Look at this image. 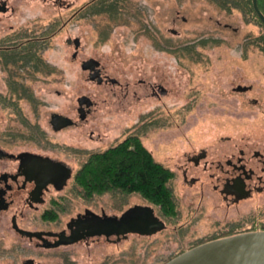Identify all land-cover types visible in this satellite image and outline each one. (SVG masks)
I'll list each match as a JSON object with an SVG mask.
<instances>
[{
    "label": "rangeland",
    "instance_id": "obj_1",
    "mask_svg": "<svg viewBox=\"0 0 264 264\" xmlns=\"http://www.w3.org/2000/svg\"><path fill=\"white\" fill-rule=\"evenodd\" d=\"M219 1L130 0L117 9L122 13L116 20L71 26V35L81 37L76 59L68 34L55 38L50 57L62 64L70 58L69 72L56 75V83L47 86L50 106L34 110L25 102L22 107L28 119L38 118L44 125L53 111L79 122L52 134L56 151L66 153L70 146L87 152L71 153L78 169L88 152L115 146L136 131L154 158L175 172L170 188L178 214L167 221V230L131 234L118 244L103 240L93 249L76 247L72 253L81 262L163 264L180 251L172 232L181 217L183 222L192 214L190 230L206 231L264 204V26L235 4ZM136 3L151 7L150 19L143 12L147 30L128 18L130 7L137 11ZM40 12L45 21L58 15L57 9ZM90 58L97 59L117 84L91 81L89 71L81 68ZM160 83L167 89L163 99L150 93L151 85ZM238 85L252 88L238 93ZM84 94L94 105L82 122L77 99ZM162 112L166 120H154L165 117ZM148 114L153 120L143 128L140 124ZM29 124V132L36 133V126ZM244 164L254 171V177H245L246 188L234 181ZM78 197L73 191V209L83 206ZM100 205L117 214L141 205L161 215L135 193L102 194ZM187 226L188 221L185 236Z\"/></svg>",
    "mask_w": 264,
    "mask_h": 264
},
{
    "label": "flooded vegetation",
    "instance_id": "obj_2",
    "mask_svg": "<svg viewBox=\"0 0 264 264\" xmlns=\"http://www.w3.org/2000/svg\"><path fill=\"white\" fill-rule=\"evenodd\" d=\"M126 2L127 6L130 5V0H81L79 4L77 0H0V264H85L72 253L76 247L89 246L93 249L103 240L118 244L131 234L148 236L150 232L163 233L167 230V221L171 223L169 219L175 217L163 212L159 216L150 207L159 221L138 218L130 222L131 225H141L149 233L87 235L95 231L104 219H108L105 217H121L123 213H108L103 206H99L101 194H80L75 180L79 168L76 169L70 160L71 153H84V150L80 149V152L69 146L66 153L56 151L52 134L77 126L79 122L68 114L53 111L44 125L38 118L28 119L23 112L25 102L33 105L34 110L43 105L50 106V100L46 98L49 97L47 86L56 83V75L69 72L70 58L62 64L50 57L54 52L55 38L64 32L68 34L66 40L68 45L74 44L76 47L73 53L76 59L81 37L71 35V26L98 25L100 21L108 22L109 18L116 20ZM136 7L137 11L130 7L128 18L138 21L147 30L148 23L143 12L147 11L145 15L150 19L151 7L142 3H136ZM45 8L57 9V17L45 21L47 19L41 18L40 12ZM104 17L106 21H103ZM89 61L96 63L91 65L97 73L95 79L92 78L93 70L85 66ZM81 68L89 71L90 80L100 86L109 82L117 84V79L110 77L95 58L85 60ZM251 88L238 85L236 91L247 93ZM166 90L161 83L152 84L150 93L163 99ZM41 91L45 93L43 97ZM77 101L79 117L84 122L94 103L87 94L78 97ZM21 113L23 117H20ZM162 113L166 115V112ZM56 115L69 118L71 124L64 126V118L56 120ZM145 118L146 122L140 124L143 128L153 120L150 114ZM165 118L167 115L154 120ZM29 122L36 126V133L41 136L29 132ZM133 137L142 138L139 132L133 131L123 136L117 144ZM239 167L240 175L234 177V181L246 188L245 180L254 177V171L248 169L246 164ZM73 191L83 201L79 209L72 208ZM263 207L264 204L233 221L218 222L217 226L206 231L190 230L195 223L192 214L186 215L183 222L181 217L172 232L177 249L186 251L226 236L264 230H246L250 215ZM262 218L263 215L260 216ZM187 221L186 230L190 232L185 236L183 226Z\"/></svg>",
    "mask_w": 264,
    "mask_h": 264
},
{
    "label": "trees",
    "instance_id": "obj_3",
    "mask_svg": "<svg viewBox=\"0 0 264 264\" xmlns=\"http://www.w3.org/2000/svg\"><path fill=\"white\" fill-rule=\"evenodd\" d=\"M215 1L218 2V0ZM220 1L235 4L236 7L242 8L247 17L250 14L264 26L263 20L254 8L253 0ZM258 4L264 13V0H258ZM174 178L175 172L157 161L139 137H133L125 143L90 153L75 175L80 194L84 196L116 193L117 191L135 193L155 205L167 216L177 213L170 188ZM262 215L264 216V207L251 214L246 230L264 229V218L260 219ZM182 252L184 251H179L171 258Z\"/></svg>",
    "mask_w": 264,
    "mask_h": 264
},
{
    "label": "water",
    "instance_id": "obj_4",
    "mask_svg": "<svg viewBox=\"0 0 264 264\" xmlns=\"http://www.w3.org/2000/svg\"><path fill=\"white\" fill-rule=\"evenodd\" d=\"M253 5L264 22V13L259 7L258 0H253ZM93 63L95 62L89 61L85 66L93 70L92 78L95 79L97 73L91 66ZM63 118L64 126L71 124L69 118L61 115L55 117L56 120ZM105 218L108 219H104L95 231L88 232L87 235L149 233L148 230H143L141 225H131L130 222L138 218L158 220L153 209L143 206L130 208L121 217ZM164 264H264V230L238 233L202 243L178 254Z\"/></svg>",
    "mask_w": 264,
    "mask_h": 264
}]
</instances>
